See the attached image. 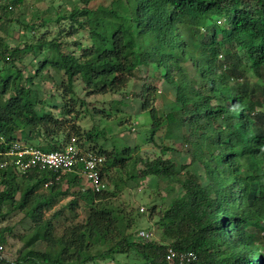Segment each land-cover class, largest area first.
Returning a JSON list of instances; mask_svg holds the SVG:
<instances>
[{
	"label": "trees",
	"instance_id": "obj_1",
	"mask_svg": "<svg viewBox=\"0 0 264 264\" xmlns=\"http://www.w3.org/2000/svg\"><path fill=\"white\" fill-rule=\"evenodd\" d=\"M69 1L68 12L51 5L56 17L49 19L30 10L27 0H0V246L6 232H13L2 225L14 213H24L22 222L31 220L27 232H34L14 261L0 254V264H90L117 255L126 260L116 264H178L168 260L169 248L195 252L194 264H264V88L255 92L236 74L245 57L250 70L264 78V0H111L96 8L92 0ZM20 6L28 17L14 16ZM50 22L59 26L57 34L50 35ZM222 22L226 35L220 40ZM10 38L18 44L11 47ZM21 51L32 54L34 73L19 68ZM188 62L198 78L190 77ZM150 64L165 70L161 78L175 96L162 118L150 102L155 86L127 91L140 68ZM43 77L55 83L52 100L43 98ZM77 81L87 95L123 93V103L130 94L138 99L149 119L150 141L161 128L180 127L187 148L179 160L158 155L130 169V145L108 150L105 140L98 142L103 129L86 130L76 122L83 105L82 116L102 121L111 116V110L90 107L79 96ZM18 135L25 142L45 141L36 145L45 151L63 150L76 138L83 153L105 157L102 175L114 188L83 193L76 172L59 180L49 169L19 172L7 155ZM170 150L164 145L160 151ZM115 168L130 176L111 178ZM146 178L167 181L172 194L164 208L142 210L156 217L160 239L145 240L137 229L143 214L119 199ZM68 194L74 196L69 203L47 217L46 209ZM88 194L86 219L75 221L79 199ZM63 214L58 230L55 222Z\"/></svg>",
	"mask_w": 264,
	"mask_h": 264
},
{
	"label": "rangeland",
	"instance_id": "obj_2",
	"mask_svg": "<svg viewBox=\"0 0 264 264\" xmlns=\"http://www.w3.org/2000/svg\"><path fill=\"white\" fill-rule=\"evenodd\" d=\"M69 2V3H68ZM111 0H92L90 2V7L96 8L97 6L104 4L108 6L110 4ZM27 3L29 5L30 10L39 11L40 15L43 18H49V19H55L56 13L55 11L49 10L51 5H54L56 9L60 10L61 13L68 12L67 10H70L71 3L69 0H27ZM66 9V10H65ZM16 12L14 13V16L17 17L20 14L25 15L28 17V11L26 7H19L15 9ZM1 12V10H0ZM51 12V13H49ZM66 22V21H65ZM48 30H50V35L57 34L59 30V26H56L53 22L48 23L47 25ZM222 32L218 34V39L222 40V38L225 37V31H226V25L224 22L221 23ZM17 34V31L15 30V35ZM203 35L204 32L202 33ZM17 36V35H16ZM83 41L88 43L86 41V37L82 38ZM8 44L13 47L16 44H18L17 40H12L11 38L8 40ZM244 52H240V57L242 58V55ZM19 58H23L24 60L19 61L17 64L19 68H24L26 72H30L32 70V73L35 71V66L37 63L34 61L30 64V60L32 58V54L26 51H21L18 54ZM220 59H222L221 55L219 56ZM186 70L189 73L190 77L198 78L199 76L196 74L195 69L193 68L192 64L190 62L186 63ZM49 68L51 70V67H46V69ZM251 63L246 60L245 57L242 58L241 61L237 62L236 66V74L240 73L242 76L250 81V88L258 92L259 90L264 88V78L257 76L254 74L251 70ZM165 70L161 67L158 68L155 64L150 65H143L139 72L138 76L134 82V87L132 88L131 85L127 88V91L130 93H133V91H139L141 89V85L148 83L152 87L157 88V95L153 94L150 96V102L152 105L159 109V117L165 116L167 112L170 111L169 104L175 100V96L173 95L172 90H168L166 83L161 78L160 73H164ZM230 73V72H229ZM44 79H41L45 83L46 88V94H43V98L46 100H50V94H56L55 91V83L51 79H46V77H43ZM39 78H36L38 80ZM78 83V93L79 96L82 99H85L86 102L90 103V107L96 106L100 109L104 108L106 110H111V116L109 117V120L102 121L99 116H91L89 113H86L84 116H82L83 110L86 108V106L83 105L82 112H80V116L76 119V122L84 129L90 130L93 127H97L98 129L104 130V135L100 136L98 138V142L101 143L104 140L105 142V148L111 149L114 146H117L118 148H124V145H130L132 148V158L128 162V166L131 168H142V161L145 159H152L157 157L158 155H162L164 157L172 156L176 160H179L180 153H183L181 150L183 147L187 148L186 145L183 143L182 136H181V130L180 127L178 128H161L160 130L156 131V133L153 136V140L150 141V133L146 134V131L148 130V116L144 111L140 110L141 103L138 101V99H134V97L129 95L128 98L125 100L127 103L121 102V98L125 97V95L122 94H94V95H87L86 91H84L81 88V84L79 81ZM133 84V83H132ZM131 96V97H130ZM155 96V97H153ZM52 100V99H51ZM119 101V102H118ZM121 102V103H120ZM119 109V110H118ZM137 110L139 111L137 113ZM127 120V121H126ZM121 121H124V124L121 123ZM183 131V130H182ZM16 142L21 145H26L29 147H37L36 145H42L45 144V141L43 140H32L30 142H25L23 139H21V135H18ZM39 143V144H38ZM164 145H167L170 147V151H168L165 154H162L160 151ZM185 153V152H184ZM7 155L12 157L11 162L13 163V168H16L19 172L20 169L15 167L14 165V157L15 155L7 153ZM241 163V159H239ZM242 172H245V167L242 165ZM111 178H120L121 176L124 179H127L130 176V173L126 170H121L118 168H115L111 170L110 173ZM110 178V177H109ZM105 182L106 187L109 188V190H112L114 188V182L110 181L107 176H105ZM132 183L135 185L136 181H132ZM108 184V185H107ZM131 184V182H130ZM137 184V183H136ZM139 185H137L134 189H125L119 196L120 202L124 201L126 204H132L135 207L139 208V211L143 214V217L141 218L139 222V226L137 229H140L141 231H146L150 233L149 237L146 236L145 240H150L154 235L156 239H160L159 236V228L156 224V217L150 218L149 210L142 211L141 207H145L146 210L148 207H152L154 205H157L158 208L162 207L164 208L167 206L166 204H171L172 200V194L169 193L168 189V182L159 179L150 181L148 178L144 179L143 181L138 182ZM174 186L178 187L179 183L175 182L173 184ZM83 187H81L80 190H82L83 193L89 192V189L85 187V184H82ZM66 187V186H64ZM41 190H45V186H42ZM75 190V189H74ZM78 190V189H76ZM20 194L17 195V198ZM88 194L87 197H81L78 202V206L76 207V211L78 213V217L75 218V221H84L86 219L89 206L87 205V198H90ZM74 196L71 194H68L66 196H62L58 199V202L51 208L46 209V216H50L55 210H58L60 208H63L66 204L69 203V201ZM64 213V212H63ZM65 215L70 218L69 222L72 221L71 213L68 209H65ZM24 213L18 212L14 213L10 216V218L6 221H4L2 226H5L9 224V226L13 227V232L9 233L6 232L7 242L2 245V249H0L1 256L9 261H14L17 256L19 255L20 247L22 246L23 242L30 241L34 239V232L28 233L27 230L31 225V220L26 219L22 222L24 219ZM66 223H68L66 221ZM57 225V229H62V226H64V214L62 217L55 222ZM139 232V234H140ZM16 234H22L23 240L16 237ZM262 234L260 233V236ZM37 247H41L39 242L36 243ZM117 258L119 259L120 263L124 262L125 256L124 255H117ZM118 259H102L99 258L97 262L90 263V264H116Z\"/></svg>",
	"mask_w": 264,
	"mask_h": 264
},
{
	"label": "built area",
	"instance_id": "obj_3",
	"mask_svg": "<svg viewBox=\"0 0 264 264\" xmlns=\"http://www.w3.org/2000/svg\"><path fill=\"white\" fill-rule=\"evenodd\" d=\"M7 153L16 156L14 164L22 173H26L31 168L49 169L56 173L55 179L59 180L62 175L68 172H76L83 179L86 188L94 192L106 189L105 178L102 175L105 157L83 153L76 143V138H72L65 149L53 151H45L39 147H29L14 142ZM52 182L51 179L46 183V186ZM143 209L142 207L141 210ZM148 234L150 235L146 231L140 232L144 238L149 237ZM168 251V260L176 261L178 264H194L193 261L197 258L193 251L184 252L173 248H169Z\"/></svg>",
	"mask_w": 264,
	"mask_h": 264
}]
</instances>
